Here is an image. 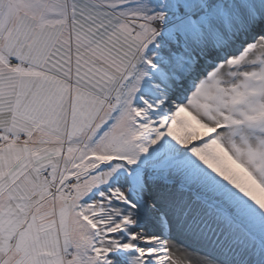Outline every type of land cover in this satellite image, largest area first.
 Here are the masks:
<instances>
[{"label": "snow or ice", "instance_id": "6c2138e0", "mask_svg": "<svg viewBox=\"0 0 264 264\" xmlns=\"http://www.w3.org/2000/svg\"><path fill=\"white\" fill-rule=\"evenodd\" d=\"M0 264H264V0H0Z\"/></svg>", "mask_w": 264, "mask_h": 264}]
</instances>
